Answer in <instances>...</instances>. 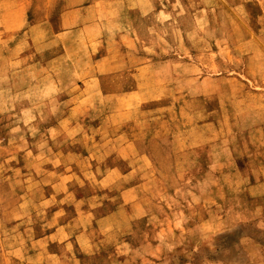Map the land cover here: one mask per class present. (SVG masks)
I'll return each instance as SVG.
<instances>
[{
  "label": "rangeland",
  "instance_id": "obj_1",
  "mask_svg": "<svg viewBox=\"0 0 264 264\" xmlns=\"http://www.w3.org/2000/svg\"><path fill=\"white\" fill-rule=\"evenodd\" d=\"M80 1L0 43V264H264V0Z\"/></svg>",
  "mask_w": 264,
  "mask_h": 264
},
{
  "label": "crops",
  "instance_id": "obj_2",
  "mask_svg": "<svg viewBox=\"0 0 264 264\" xmlns=\"http://www.w3.org/2000/svg\"><path fill=\"white\" fill-rule=\"evenodd\" d=\"M88 3V1L86 2L85 0H81L78 2V6L76 8L63 12L60 16V19H62V22L68 19H80L81 22L82 20H88L90 12V7L87 5ZM94 3H96L95 0L91 1V4ZM122 3L138 6L139 9L143 7L144 10H146V12L143 13L145 16L154 12V14L159 13L158 16L161 17V15H164V11L163 9H159L158 11L157 9H154L153 6L156 4H160L162 6L183 5L188 2H185V0H127V2L123 1ZM130 9H135V7ZM31 10L32 9L29 8L28 0H0V43H5V40L6 43H10L12 40L16 39L12 48L19 50L18 53L20 54H18L16 57V60L20 59L19 61L23 60L21 53L24 52V47L29 45L27 33L33 28L35 29L38 27L37 24H32L34 20H39V18L36 17V11L33 9L31 12ZM166 14L168 13L166 12ZM73 27L78 26L75 25L71 28ZM66 29H68V27H66ZM69 109L70 111L73 110L72 107ZM69 114L70 112L68 111V115Z\"/></svg>",
  "mask_w": 264,
  "mask_h": 264
}]
</instances>
